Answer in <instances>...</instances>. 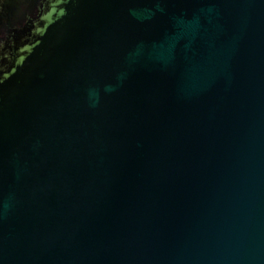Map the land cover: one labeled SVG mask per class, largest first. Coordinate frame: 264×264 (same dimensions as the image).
Segmentation results:
<instances>
[{
  "label": "water",
  "instance_id": "obj_1",
  "mask_svg": "<svg viewBox=\"0 0 264 264\" xmlns=\"http://www.w3.org/2000/svg\"><path fill=\"white\" fill-rule=\"evenodd\" d=\"M0 264H264V0H0Z\"/></svg>",
  "mask_w": 264,
  "mask_h": 264
}]
</instances>
